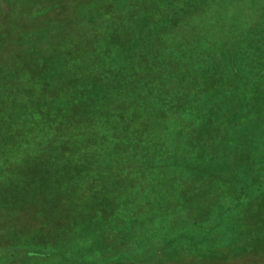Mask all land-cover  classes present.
Instances as JSON below:
<instances>
[{
  "label": "rangeland",
  "instance_id": "rangeland-1",
  "mask_svg": "<svg viewBox=\"0 0 264 264\" xmlns=\"http://www.w3.org/2000/svg\"><path fill=\"white\" fill-rule=\"evenodd\" d=\"M62 1L0 0V46L7 45L11 58L23 62L24 68L31 55L22 52H28L27 45L20 50L16 44L27 38L29 23L47 22L54 29L46 34L59 44L86 41L88 28L82 23L91 8L85 9L83 1L96 0ZM202 2L207 6L200 8L202 11L192 10L187 3L179 8L182 2L167 8L160 5L161 1L155 8L147 3L129 4L114 7L110 16L105 13L104 18L92 20L91 26L99 29H88L91 38L100 32L107 35L104 40L129 39L145 48L147 42L138 34H116H121L123 26L142 31L164 17L171 25L161 30L170 31L164 38L169 50L155 57L153 69L158 79L141 76L140 87L136 78L129 80H134L132 85L116 87L113 82L104 86L103 103L119 107L110 110V115H102L103 124L89 120L71 135L76 141L71 144L68 160L61 150L49 152L55 160L45 170L57 182L50 188L57 190L56 201L68 205L67 225L71 229L68 234L66 226L55 231L67 235L71 242L82 241L80 250L105 252L98 259H81L76 244H71L65 252L69 264H105L109 260L110 264H264L260 236L264 233V0ZM60 3L64 4L60 7ZM180 11L188 13L181 29L176 24ZM112 27L114 36L107 33ZM37 29L40 34L37 31L36 35L45 33ZM16 37L20 40L11 44ZM138 54L127 60L135 71L145 63ZM4 76L21 80L12 71ZM148 79L151 81L144 85ZM129 87L139 100L126 99L119 104ZM4 152L8 155L7 150ZM190 171L215 179L212 174H217L218 189L211 190L216 185L202 177L198 182L190 181ZM147 199L153 206L145 207ZM133 200L143 202V210L133 215L138 217L135 224L125 226V210H135ZM231 201L230 212L221 214ZM46 205L56 215L63 213L47 202L33 209L22 204L23 214L0 216L9 221L8 235L0 237V264H63L53 259H31L35 254L17 257L12 252L20 241L29 238L30 220L39 229L42 217L52 216ZM147 208L150 211L145 213ZM115 209L122 213L116 215L112 212ZM223 216L230 219L234 231L222 235L217 225L211 232L209 227ZM15 224L21 227L14 230ZM126 227L134 229L132 246H125L131 235ZM179 231L188 236L196 232L203 240L207 237L208 242L196 248L212 251L215 257L189 256V249L195 246L185 243L184 235L176 237ZM226 235L232 236L223 237ZM171 241L175 244H165V249L181 261H165L162 256L157 259L156 251ZM228 242L233 245L227 247ZM37 243L42 246L44 242L40 238Z\"/></svg>",
  "mask_w": 264,
  "mask_h": 264
},
{
  "label": "trees",
  "instance_id": "trees-1",
  "mask_svg": "<svg viewBox=\"0 0 264 264\" xmlns=\"http://www.w3.org/2000/svg\"><path fill=\"white\" fill-rule=\"evenodd\" d=\"M158 1H161L160 5L163 8L171 5L175 7L177 6V2H182L179 8L183 7L182 4L187 3L189 8L194 11H202L200 8L207 7L202 0H96L93 3L83 1L85 2L83 3V7L85 9L91 8V14L88 18L86 16V20L82 25L88 29L94 27L91 26L93 25L92 20L94 22V19L104 18L103 14L105 13V16L112 15L115 12L114 7H118L119 9L124 5L131 4L134 6L136 3H147L155 8ZM62 2H66V0ZM63 4L60 3L59 6L61 7ZM186 14L180 11V22L176 23L180 25V29L183 26L182 19ZM168 16L172 17L171 14H168ZM163 18L161 17L155 23L156 26H148L149 24H147L142 31H137V28L123 26L121 34H116L124 37L138 34L141 36L140 40L147 42L145 43V48L129 39L126 41L123 39L116 41L113 38L104 40L107 35L101 34L99 31L96 37L91 38L87 32L88 29H85L84 32V35L88 36L86 38L87 42L68 45L59 44L57 39L52 40L46 34V32L48 33L54 29L47 22L44 24L42 22L27 24L29 25L27 26L29 31L26 32L28 34L27 38H23L21 42L16 44V48L20 50L27 45L28 52L22 50V52L26 53V56L31 55V57L25 60L26 68H24L23 62L18 63L11 58V49L6 50L7 45L0 46V49L4 50L3 53H0V216L11 213H15L16 215L23 214L24 209L21 207L22 204H25L27 209H33L47 202L52 203V207L55 210L60 211V213L63 212L60 215L59 213L56 215L53 209H49L51 206L48 207L46 205L47 213L52 216L47 217L44 215L39 229L34 227L35 221L30 220L33 225L29 222L31 225L28 230L29 238L20 241V245L14 247L16 251H12L17 257H29V254H35L36 256L30 258L35 259L36 257L43 261L53 259L54 261L59 260L63 264H69L70 259L65 255V252L69 250L71 244H76L77 256L81 259H90V256H95L98 259L105 255L104 251L88 252L83 249L80 250L84 246L82 241L71 242V239L66 237L67 235H61L55 231L64 226L68 227L69 218L67 216H69V209L67 208V204L62 203V200H55L59 195H55L57 190L53 192L50 186L56 185L57 182L53 180V177H51L45 168H49V165L53 164L55 160V155L54 157L50 156L49 152L56 154V150H61L65 152L67 159L70 154L69 150L73 148L71 144L76 141V138H73L71 135L78 133L80 129L89 123L99 122L103 124L102 115H110V110L113 108L115 110L119 107L118 104L107 107L108 103L106 101L103 103V88L106 84L114 82L116 87L120 85L123 87L128 84L132 85L135 78L137 80L136 84H138L141 76L155 78L154 74L157 73V70L153 69V64L156 62L155 57L165 50L167 52L169 50L168 42L164 38L170 31L164 32L161 30L171 25L164 22ZM37 28H42L41 30L45 33L39 35L40 31ZM94 29L97 30L99 27L97 28L96 25ZM37 31L38 35H36ZM107 33L114 36L115 29L112 27ZM159 33H161L160 36ZM19 38L13 39L11 44ZM111 40L115 42H111ZM30 45L32 47L31 50ZM137 53H139L138 55L145 63L135 71V69L129 68L127 60L129 58H137ZM192 54V52L188 54L189 59H192ZM10 71H12V74L14 73V75L21 77V80L16 76L17 79L12 76H4ZM125 79H128V82ZM130 79L134 80L129 82ZM155 79L158 78L156 77ZM149 81L151 80H146L144 85ZM138 87H140L139 84ZM126 99L133 102L139 100V98L135 99L130 87L129 92L123 95L119 104ZM166 113L168 112H164L163 114ZM89 120L91 121L88 123ZM5 150L8 151V155H5ZM188 173H190L188 176L190 181L198 182V179L202 177L208 181V184L216 185L210 188L211 190L218 189L217 174H212L216 177L215 179L213 177L209 178L202 173L191 171ZM44 174L46 177L42 179L44 178ZM182 175L187 179L185 173ZM133 201L135 202L134 212L125 210V226L129 222L135 224L138 217H134L133 215L137 216L141 213L140 210H143L140 206L143 202L140 203L139 200ZM145 204V207L153 206L150 199H147ZM233 205L234 203L231 201L225 206L221 214L230 212V206ZM152 210L154 212L153 208ZM147 211H150V209L147 208L145 213ZM112 212L117 215V213L121 214L122 210L115 209ZM6 219L0 218V227L3 228L0 231V237H4L9 233V229L7 230L9 221ZM133 219H135L134 222ZM220 219V222L217 220L216 224L209 227L211 228V232L217 225H219L222 235L234 231L233 226L229 224L230 219L226 216ZM157 223L159 224L160 220H157ZM19 227L21 225L15 224L14 230ZM126 228L127 232L133 233V228ZM67 229L66 234L71 230L69 227ZM75 230L78 231L77 229ZM42 231L46 232L43 233ZM172 231L175 230L172 229ZM15 232L13 234L14 237L16 235ZM132 233L127 236L125 246L133 245ZM192 233L193 235L190 234L189 236L180 231L176 234V237L179 239L184 235L185 239H187L185 243L188 242L189 246H195V249H189V256L193 258L205 255H208L210 258L215 257L212 251H201V249L196 248L199 244H206L208 242L205 240L207 237L203 240L201 237H198L196 232ZM228 236L232 235L223 237ZM260 236L264 243V233H261ZM159 237L161 238V235ZM40 238L44 242L42 246H38L37 243V240ZM171 240L175 239L172 238ZM35 242L36 245H32ZM9 243L8 240L6 244ZM169 243L175 244L174 241L165 242L160 252L156 251L157 259L162 256L166 259L165 261H181L179 260V256L175 253L171 256L168 250L165 249V244ZM232 245L233 242L226 243L227 247H231ZM167 247L169 249V246ZM245 249L244 247L243 250ZM20 250L24 251V253ZM219 254L226 255L227 253L221 252ZM110 261L105 264H110ZM111 264L117 263L113 262Z\"/></svg>",
  "mask_w": 264,
  "mask_h": 264
}]
</instances>
